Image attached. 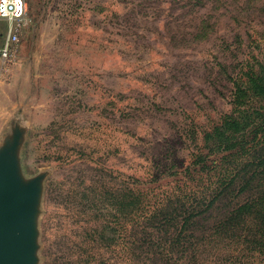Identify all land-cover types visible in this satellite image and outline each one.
Returning <instances> with one entry per match:
<instances>
[{
  "label": "rangeland",
  "instance_id": "obj_1",
  "mask_svg": "<svg viewBox=\"0 0 264 264\" xmlns=\"http://www.w3.org/2000/svg\"><path fill=\"white\" fill-rule=\"evenodd\" d=\"M25 3L0 63V174L24 201L20 263L264 264L252 211L221 230L218 202L186 224L162 217L187 185L201 213L239 170L232 184L254 187L240 203L264 191V0ZM194 154L210 179L200 165L180 175Z\"/></svg>",
  "mask_w": 264,
  "mask_h": 264
},
{
  "label": "trees",
  "instance_id": "obj_2",
  "mask_svg": "<svg viewBox=\"0 0 264 264\" xmlns=\"http://www.w3.org/2000/svg\"><path fill=\"white\" fill-rule=\"evenodd\" d=\"M237 98H238V95L234 96L235 100H237ZM263 139H264V136L260 139L261 146L264 143ZM245 144L246 142H242L240 144V147L241 145H245ZM192 158H193L192 163H190L189 165H186V167L181 169L180 175L186 178V180H188L187 177L190 179L192 176V173H195L194 168L200 165L202 167L198 168V170L196 171L202 172V173L205 171L206 178L210 179L212 176L211 174L213 173V171H215L214 166H212L211 168L204 166L203 165V163L205 162V159H203L204 157L203 158L198 157L197 154L192 155ZM223 171L225 174V169ZM240 173H241V170H239V172L236 171L233 178L231 179V182L227 184L224 181L217 183L218 185L217 193L216 194L214 193L213 197L211 198V201L209 202L207 206L203 204L204 209H201V213H199L198 211L195 213V211H193L194 209L192 205L193 203H192V197H191V191H192L191 185L184 186L185 190L190 191L187 196L185 195L182 197V199L187 200V202L184 204H180L177 207L176 205L179 202L178 201L176 205L174 204V206L168 207L166 209V212L162 215L163 220L166 223H171L174 220L180 218L182 220V223L186 224L189 220L195 219L196 217H199V216L206 215L209 211H212L214 204L218 202V206L215 210L220 208V210H222L223 212V216L221 217L222 219L218 221V223L215 225V228L217 230L225 229L226 227L230 226V224L233 221H236L239 218V215L241 213L245 212L243 215H246L248 214L247 212H251V211L253 212V214L250 215V218L256 219L257 221L262 220L263 226L262 225L261 226L264 229V195H263L264 191L263 192L260 191L258 192V194H254L255 198L253 199L250 198L248 201H243L240 203L239 195L243 194L244 192H250L254 188L252 185L253 183H250V182H248V184L242 185V187H240L241 185L234 186L232 184L233 181L237 180L236 177L239 176ZM191 180L188 183H190ZM208 186L216 187V184L209 183L208 185L202 186L201 188L203 189V191H206L208 190ZM205 196H206V192H205ZM204 202H205V198L203 199V203ZM260 212H263V214ZM260 235L263 237L264 233ZM188 238L193 239V237L191 236H188Z\"/></svg>",
  "mask_w": 264,
  "mask_h": 264
},
{
  "label": "water",
  "instance_id": "obj_3",
  "mask_svg": "<svg viewBox=\"0 0 264 264\" xmlns=\"http://www.w3.org/2000/svg\"><path fill=\"white\" fill-rule=\"evenodd\" d=\"M24 201L0 174V264H21L25 238L19 234Z\"/></svg>",
  "mask_w": 264,
  "mask_h": 264
},
{
  "label": "built area",
  "instance_id": "obj_4",
  "mask_svg": "<svg viewBox=\"0 0 264 264\" xmlns=\"http://www.w3.org/2000/svg\"><path fill=\"white\" fill-rule=\"evenodd\" d=\"M25 14V0H0V21H4L9 25L5 45L0 50V63L7 62L14 55L19 43L20 24Z\"/></svg>",
  "mask_w": 264,
  "mask_h": 264
},
{
  "label": "crops",
  "instance_id": "obj_5",
  "mask_svg": "<svg viewBox=\"0 0 264 264\" xmlns=\"http://www.w3.org/2000/svg\"><path fill=\"white\" fill-rule=\"evenodd\" d=\"M9 33V25L4 22L0 21V50L4 47L6 38Z\"/></svg>",
  "mask_w": 264,
  "mask_h": 264
}]
</instances>
